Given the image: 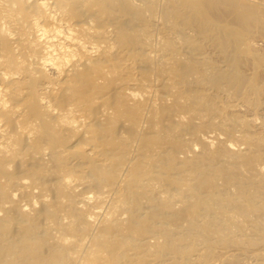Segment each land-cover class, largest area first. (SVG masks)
Returning <instances> with one entry per match:
<instances>
[{"label":"bare ground","instance_id":"6f19581e","mask_svg":"<svg viewBox=\"0 0 264 264\" xmlns=\"http://www.w3.org/2000/svg\"><path fill=\"white\" fill-rule=\"evenodd\" d=\"M261 42L264 0H0V264H264Z\"/></svg>","mask_w":264,"mask_h":264},{"label":"rangeland","instance_id":"374dc122","mask_svg":"<svg viewBox=\"0 0 264 264\" xmlns=\"http://www.w3.org/2000/svg\"><path fill=\"white\" fill-rule=\"evenodd\" d=\"M261 45H263L264 43H260ZM264 46V45H263ZM215 134V132H212V133H209V135H214ZM222 135V134H221ZM223 136V135H222Z\"/></svg>","mask_w":264,"mask_h":264}]
</instances>
